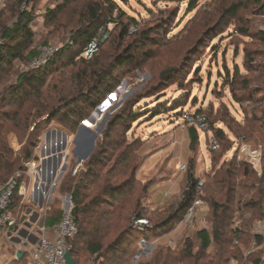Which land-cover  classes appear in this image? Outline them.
Masks as SVG:
<instances>
[{"label": "trees", "instance_id": "trees-1", "mask_svg": "<svg viewBox=\"0 0 264 264\" xmlns=\"http://www.w3.org/2000/svg\"><path fill=\"white\" fill-rule=\"evenodd\" d=\"M51 1L52 7H47L44 14L48 31L36 47L37 35L31 23L35 10L44 0H6L0 10V185L17 172L27 171L26 164L37 159L43 133L53 122L74 134L117 91L121 85L119 69L133 66L140 55L151 57L146 49L153 42L152 32L144 30L137 42H129L130 28L138 23L130 17L124 22L126 13L113 0ZM258 1L264 13V0ZM25 2L27 9L23 10ZM116 11L118 17L114 18ZM109 23L116 25L118 33L101 43L91 59L83 58V50ZM135 28L133 33L137 35L140 30ZM261 37L264 40V33ZM51 39L59 40L62 48L48 64L25 73L15 69L17 61L29 63L38 55L39 48L51 44ZM245 58L248 65L254 64L252 55ZM172 71L166 73L171 75ZM242 85L246 89L250 81H243ZM250 94H253L251 90ZM258 111L264 119V110ZM255 112L235 131L238 139L257 133L264 140V131L257 125L262 123V118ZM139 115L127 103L109 121L84 168L76 175L68 174L60 186L61 193H70L73 202L77 233L72 240L71 255L75 263L131 262L142 239L158 240L178 227L195 200L201 180L204 181L201 198L209 207L206 218L209 227L186 236L176 246L157 245L140 264L264 263V247L245 260L254 243L264 244V238L254 233L255 223L264 219V157L261 174L246 161H239L237 150L221 163L226 153L234 149V142L223 128L208 123L218 149H210V172L203 178L196 177L200 137L197 128L190 126L189 170L181 193L151 211L149 197L153 181L138 178L144 158L138 154V142L128 143V133L132 124L141 119ZM12 128L5 145L4 135ZM31 129L19 156L13 161L6 159L2 153L4 147L18 151ZM29 181L26 175L18 180L19 185ZM56 201L46 213V228L62 220V208L52 206ZM22 202L17 189L10 208L14 214L24 209ZM134 218L147 219L151 228L135 230ZM19 262L28 264L27 256Z\"/></svg>", "mask_w": 264, "mask_h": 264}, {"label": "rangeland", "instance_id": "rangeland-1", "mask_svg": "<svg viewBox=\"0 0 264 264\" xmlns=\"http://www.w3.org/2000/svg\"><path fill=\"white\" fill-rule=\"evenodd\" d=\"M113 1L126 13L124 22L130 17L138 23L136 26L140 31L137 35L132 34L130 28L129 42H137L144 30L152 32L153 42L146 49L151 57L140 55L133 66L119 69L121 85L110 104L95 115L94 121L85 123V127L79 130L82 122L72 134L75 143L71 146L75 148V152L71 154L69 169L59 182L58 191L52 195V201L55 198L57 200L52 206L62 208L59 198L70 195L61 193L62 182L76 163L85 164L91 157L86 158L96 149L97 141L111 118L127 103H131V108L142 116L132 124L128 143L140 144L138 154L144 158V164L152 159L159 160L148 175H140V180L144 182L153 181L149 197L151 211L158 210L159 204H165L181 193L187 173L178 172V167L186 164L189 170L190 126L197 128L200 137L196 177L203 178L211 170L212 132L199 129L192 118H204L207 125L211 123L212 126L223 128L234 142V149L226 153L221 163L230 158L242 143H247L253 150L261 147L264 157V140L259 134L247 139H238L235 135L239 126L253 117L254 110L256 116L262 118V123L257 125L264 131V119L258 111L264 110V40L261 37V33H264V13L261 12L259 1ZM53 3L51 1L47 7H52ZM117 17L118 11L114 14V18ZM133 26L136 27H131ZM47 31L45 23L38 28L34 47L42 43V37ZM107 31L111 40L119 29L115 24L109 23ZM50 42L59 43V40L51 39ZM247 54L255 59L253 65L247 64ZM18 62L15 63V69L20 72L22 62ZM171 69L173 71L168 75L166 72ZM247 80L250 85L245 89L242 82ZM250 90L253 94H250ZM235 96L239 99L235 100ZM41 119L42 117L34 121V125ZM32 129L25 140H22L20 149L26 144ZM50 129L60 128L53 122L43 135ZM12 130L13 128L4 135L5 145ZM9 149L10 151L4 147L2 153L6 159L13 161L19 155L12 148ZM166 180L170 181L162 183ZM151 199L155 207L150 204ZM43 205L45 208L46 201ZM24 212V209L20 211ZM208 212L209 207L204 204L197 210L194 226L178 225L169 235L153 242L154 245L176 246L186 236L208 228Z\"/></svg>", "mask_w": 264, "mask_h": 264}, {"label": "built area", "instance_id": "built-area-1", "mask_svg": "<svg viewBox=\"0 0 264 264\" xmlns=\"http://www.w3.org/2000/svg\"><path fill=\"white\" fill-rule=\"evenodd\" d=\"M49 0H44V3L37 7L35 10V19L31 23L32 30L36 33L38 28L41 25H44V14L47 11V5ZM6 0H0V10L5 7ZM23 10L27 9V2L23 4ZM136 28L131 27V32H135ZM108 39V31L107 27H102L97 36L88 44V46L83 50L82 57L85 59H91L92 56L99 50V46L101 43ZM62 45L60 43H51L46 46H42L39 48L38 55L33 58L29 63L20 64L21 72L25 73L32 69L40 68L46 64H48L61 50ZM20 62V61H19ZM18 62V63H19ZM198 128L211 133L204 118L191 119ZM210 149L217 150L218 145L214 140L213 136L210 141ZM19 150L16 151V155H19ZM238 155L237 159L239 161H246L259 173H262V159H263V151L261 147L252 149L250 145L247 143H242L238 145ZM27 171L17 172L13 177H11L3 186L0 187V236L2 234H9L16 229V227L20 226L25 222L26 213L14 214L11 211V203L14 192L18 189L19 194L23 197V202L27 198L28 195V184L26 182H22L19 185V178L22 175L28 176L30 179L35 172L37 167V162L35 159H32L30 162L26 164ZM84 168V163L79 162L75 173ZM187 165L181 164L178 167V172H186ZM204 185V181L201 180L198 184L197 192L195 200L192 206L187 211L183 221L179 224L189 225L194 222L196 219V213L198 208L203 206L205 203L201 198V189ZM168 195V194H166ZM62 204V220L56 227L53 229L54 237L51 238L47 235L42 234L38 243L30 244L27 247L25 246L24 255H26L29 259L28 264H66V255L67 253H71L72 250V240L74 239L77 228L73 219L72 210H73V202L72 197L67 194L60 198ZM132 227L137 231H144L147 228H151L150 223L147 219H137L134 218L132 221ZM44 232V228L42 229ZM254 233L256 236L260 238H264V219L257 221L254 225ZM263 245L253 244L251 249L246 254V259L253 254L255 251L262 249ZM156 248L153 242H149L146 239H142L138 244V249L136 254L133 256L131 262L126 264H140L144 258L150 257L153 250ZM264 264V263H261Z\"/></svg>", "mask_w": 264, "mask_h": 264}, {"label": "crops", "instance_id": "crops-1", "mask_svg": "<svg viewBox=\"0 0 264 264\" xmlns=\"http://www.w3.org/2000/svg\"><path fill=\"white\" fill-rule=\"evenodd\" d=\"M59 128L60 129H50L48 130L50 131L49 134H47V131L45 135L42 136L40 146L36 153L37 159H35L37 167L28 183V195L23 203L27 216L25 222L21 224L17 230H14L7 235L2 234L0 236V264H23V262H19L20 260L17 259V252L19 250L24 251L25 246L27 247L28 245L33 244L32 242L34 241L35 244L38 243L43 233L51 238L54 237L53 229L57 224L53 227L46 228V213L51 209L50 205L56 200L55 198V200L52 201V195L56 190L58 191L59 182L69 169L71 154L75 152V148L71 146L75 143L72 134L61 127ZM93 152L94 151H91L86 158H89ZM78 163L73 166L71 173H75ZM158 163L159 160L154 161V159H152L146 164H143L138 172V178L140 179V175L142 174L145 176L148 175V172L155 169ZM168 181L170 180L163 181L162 183ZM44 201H46L45 208L43 205ZM150 204L155 207L152 203V199ZM163 204L164 203L159 204V206ZM29 223H33L31 228L25 227V224ZM194 223L195 220L193 223L189 224V226H194ZM24 228L28 229L29 236H33V238L31 242L25 239L22 243H17L16 240L19 236V231ZM43 228L44 232L42 231ZM34 237H37L38 239L35 240ZM155 241L156 240L149 242ZM25 256L26 255L23 257Z\"/></svg>", "mask_w": 264, "mask_h": 264}, {"label": "water", "instance_id": "water-1", "mask_svg": "<svg viewBox=\"0 0 264 264\" xmlns=\"http://www.w3.org/2000/svg\"><path fill=\"white\" fill-rule=\"evenodd\" d=\"M113 96H115V93H113L112 95H110V96L107 98V100H106L102 105H100V106L94 111V113L89 117V119L83 121V123H82V124L80 125V127H79V130H81L82 128L85 127V123H89V122H91V121H94V119L96 118L95 115H97V114H98V113H99V112H100L105 106H107V105L110 104L111 98H112ZM49 133H50V131L47 132V134H49ZM92 151H93V150H92ZM26 216H27V214L25 215V217H26ZM32 224H33V223L25 224V227H27V228H31ZM42 227H43V225H42ZM18 228H19V226L16 227L15 230H17ZM32 238H33V236H29V231H28V229H25V228H24L23 230H20V231H19V236H18L16 242H17V243H22L25 239H27L29 242H31ZM34 239L37 240L38 238H37V237H34ZM32 243L35 244V241L32 242ZM23 256H24V252H23L22 250H19V251L17 252V259H18V260H21V259L23 258ZM66 264H76L74 258H73L72 255H71V253H67V255H66Z\"/></svg>", "mask_w": 264, "mask_h": 264}]
</instances>
